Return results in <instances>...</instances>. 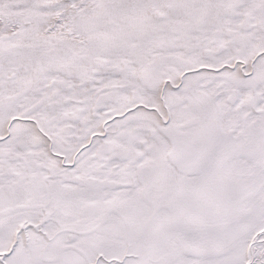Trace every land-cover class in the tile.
<instances>
[{
    "label": "snow or ice",
    "instance_id": "1",
    "mask_svg": "<svg viewBox=\"0 0 264 264\" xmlns=\"http://www.w3.org/2000/svg\"><path fill=\"white\" fill-rule=\"evenodd\" d=\"M0 264H264V0H0Z\"/></svg>",
    "mask_w": 264,
    "mask_h": 264
}]
</instances>
